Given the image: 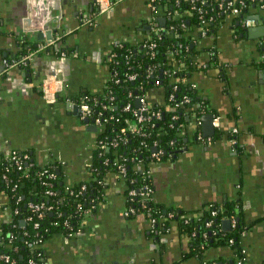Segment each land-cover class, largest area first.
Here are the masks:
<instances>
[{
    "label": "crops",
    "instance_id": "crops-1",
    "mask_svg": "<svg viewBox=\"0 0 264 264\" xmlns=\"http://www.w3.org/2000/svg\"><path fill=\"white\" fill-rule=\"evenodd\" d=\"M166 8L158 5L151 12L147 0H118L98 14L96 0H0V161L15 151L29 155L38 167L58 164L63 185L87 180L98 129L78 119L75 100L101 93L111 46L143 41L145 26L151 32L164 29ZM89 17L94 27L84 24ZM235 17L224 14L213 35L192 37L190 44L198 64L190 85L218 118L212 142H197L188 123L181 151L170 160L149 162L144 170L153 184V201L181 217L196 220L210 206L236 202L245 264H264V69L259 66L264 9L248 8L247 26ZM46 34L62 36L64 58L54 46L35 54L27 67L4 70L3 60L36 49L47 42ZM49 75L62 81L54 104L42 98L41 84ZM145 99L163 105L164 89L149 90ZM106 180L109 190L82 233L55 232L42 244L43 264H234L226 245L214 243L201 256L192 254L190 238L169 216L157 233L143 213L125 217L121 179L112 173ZM10 219L0 191V228ZM225 233L220 224L219 234Z\"/></svg>",
    "mask_w": 264,
    "mask_h": 264
},
{
    "label": "trees",
    "instance_id": "trees-1",
    "mask_svg": "<svg viewBox=\"0 0 264 264\" xmlns=\"http://www.w3.org/2000/svg\"><path fill=\"white\" fill-rule=\"evenodd\" d=\"M219 2L220 0H180L176 4V0H157L156 5L168 7L166 12L169 13V21L164 30L169 33H160L159 37L148 34L143 41L134 44L121 42L111 46L105 60L109 76L101 93L96 96L83 94L75 100L76 103H87L95 118L106 120L96 139V143L100 142V146L105 145V148L100 149L99 146L93 151L87 180L69 186L61 184L63 178L57 173L59 165L55 162L38 167L29 159L28 164L23 162L22 170H18L6 160L0 161V191L6 195L11 211L10 222L0 228V256H9L14 264H27L30 259L35 264H43L42 245L30 249L27 243H37L40 239L43 244L55 232L68 235L76 230L84 213L89 210L92 214L102 204L109 190L106 178L108 174H117L114 163L125 167V176L121 180L124 207L152 219L155 233L160 223L164 228L167 226L166 217L171 214L170 219L178 220L180 230L190 238L192 254L201 256L214 243L229 246L233 252L240 247L239 234L244 228L236 202L225 203L221 207L210 206L197 220L193 217H181L177 210L162 208L153 201L152 181L144 175L147 164L155 162L150 158L153 149L160 153L159 162L172 159L183 146L182 125L190 123L192 117L200 119L209 113L205 102L196 96L190 85L191 76L198 69L194 49H191L190 44L194 37L201 38L203 31L205 36L213 35L220 26L224 14L218 9ZM235 3L238 4L236 1ZM246 3L247 8L242 9L241 16L245 15L248 8L258 6L256 0ZM241 16L235 18L240 19ZM145 42L154 43L155 48H143ZM62 43L61 36L56 45L60 47L58 53L67 52L61 48ZM26 51L28 50L23 49L20 53ZM259 66L264 69V60L259 61ZM131 75H135L134 80L128 79ZM158 87L164 89L165 102L163 105L151 104L149 110H159L160 119L152 118L151 121L144 122L139 126L138 132L128 131V125H133L135 121L132 113L124 111V107L129 104L133 108L136 96ZM170 94L173 96L172 100H169ZM183 98H187L189 102L176 109L174 105ZM104 107L109 109L105 110ZM173 116L177 117L176 121L171 120ZM186 117H189L188 122ZM192 132L195 138L198 129ZM138 162L142 163V170L138 169ZM23 170H26V175ZM43 171L46 174L41 175ZM49 173H53L55 179H49ZM4 175L6 179L2 178ZM14 185L16 188L13 190ZM81 185H85L86 190L77 194ZM145 186L151 190L149 200H144L142 196ZM50 190L54 193L52 196L47 194ZM131 192L133 196L130 195ZM30 203L43 207L41 217L37 212L30 213ZM15 209L17 214L14 215ZM212 211L217 212L215 217L210 216ZM222 217L236 221L235 227L223 235L219 234ZM207 221L212 222L209 228L205 227ZM21 222H24L23 229L20 228ZM35 223L38 224L37 227L34 226ZM230 239L233 240L231 246L228 245ZM201 246L204 248L201 249ZM37 253H41V256L38 257ZM0 264L10 263L0 258Z\"/></svg>",
    "mask_w": 264,
    "mask_h": 264
},
{
    "label": "built area",
    "instance_id": "built-area-1",
    "mask_svg": "<svg viewBox=\"0 0 264 264\" xmlns=\"http://www.w3.org/2000/svg\"><path fill=\"white\" fill-rule=\"evenodd\" d=\"M118 0H116L115 2H112L111 0H96L97 3V12L98 14H104L106 12H108L110 10V8L112 7V5H114ZM120 1V0H119ZM180 0H176V4L179 2ZM255 0H238L236 2H238V4H236L234 1L231 0H220V2L218 3V9L222 11V14H232L234 16H241V11L244 8H247V3L246 2H254ZM258 2V8L260 9H264V0H256ZM157 0H147V5L150 8L151 12L153 10H155V8L158 6L156 5ZM193 2V1H191ZM167 15H169V13H167ZM241 21L243 22V24L245 26H247L249 23L248 21L245 19L244 16H241ZM94 20L92 18H86L84 19V24L87 26H91L94 27ZM157 29V28H155ZM152 31V30H151ZM150 34L156 37H159L160 33H169V31H165L164 29H160L157 31H153ZM202 36H205V31L202 32ZM61 39V36H54L51 42H47L44 44H40L37 46L36 49L33 50H28L25 53H23L22 55L18 56L17 58H14L12 60H3L2 62V66L4 68V70L7 72L13 68H24L27 67L29 65V63L31 62L33 56L39 52H42L44 50H46L49 47H54L56 46L59 41ZM116 45V44H114ZM143 48H148L149 50H152L155 48V44L154 43H144L142 45ZM261 49H262V55L260 56V61L264 60V42L261 44ZM59 55L64 58L67 54L65 52H59ZM112 56H110L111 58ZM129 80H134L135 79V75H131L128 77ZM156 85H158V82L156 81ZM62 90V81H60L59 79H56L54 76L49 75L47 76L41 84V91H42V98L43 100L47 103V104H54L57 101V98L59 96V93ZM146 94V93H145ZM145 94L143 95H138L135 97V100H139V107L135 108V107H131L129 104H127L124 107V111L126 112H131L132 116L134 117V121L135 123L133 125H128V131L130 132H138V128L141 124H143L144 122H149L151 121V119H160V111H150L149 107L151 106L150 103H148L145 99ZM173 96L170 94L169 95V100H172ZM189 100L187 98H183V100L179 103H176L174 106L176 109H178L180 107L181 104L184 103H188ZM77 108H78V119L80 121H84V120H88L89 122H91L92 125H94L98 131L100 129L103 128V122L101 121L98 117L95 118L91 112V108L90 106L85 103V102H80L76 104ZM104 109H109V107H104ZM172 121H176L177 117L173 116L171 117ZM192 121H190L191 127L193 128V130L198 129V133L195 137V140L197 142H199L201 145H205V144H210L212 142V138L211 137H203L202 133L200 132V126H201V121L200 119L196 118V117H192L191 119ZM212 126L214 128L218 127V118H213L212 121ZM184 127V125H182L181 129ZM237 130L233 129L232 130V134H236ZM232 145H235V139L231 140ZM113 145V144H111ZM100 146V142L96 143V147L99 148ZM105 145H101L100 149H104ZM159 152L157 151H152L150 158L152 160H154L155 162H159ZM30 157L27 154H19L15 151L11 152L10 155L5 159L6 162L13 164L16 166V168L18 170H22V164L23 162L27 165L28 161H29ZM106 162V161H105ZM140 164V162H138L136 165ZM114 166L116 167L117 170V176L122 180V178L125 176V167L123 165L114 163ZM24 175L27 174L26 170H23ZM46 174L45 171H43L41 173V175ZM145 176L149 177L148 174L145 172L144 174ZM49 179H55V176L53 173H49L47 174ZM3 179H6V175H4L2 177ZM123 186V185H122ZM16 188V185L13 186V190ZM86 190V186L85 185H81L79 192H77V194H81V192ZM48 195L52 196L54 193L53 191H48L47 192ZM77 194H75V196H77ZM150 194H151V190L145 186L142 196L144 198V200H149L150 198ZM131 196H133V192L130 193ZM18 202V200H17ZM29 211L30 213H39V217L42 216V213L40 212L42 210V206L39 204H29ZM93 207H91L92 209ZM215 211H212L210 213L211 217H215L216 216ZM13 214H17V210L15 209L13 211ZM136 211L134 209L131 208H125L123 211V215L125 217H129L132 215H135ZM91 212L88 210L84 213V218L82 219V221L79 224V227L70 232L67 236H78L82 233V230L84 228V225L88 219V217H90ZM170 218H172V215H168ZM222 219H227L230 222V229H233L236 225V221L233 218H227V217H222ZM197 220V219H196ZM57 223H55L56 225ZM212 222L211 221H207L205 222V227L209 228L211 226ZM66 228H68V224L65 223L64 224ZM35 227L38 226L37 223H35L34 225ZM245 234L244 231L240 232L239 236H243ZM233 244V240L230 239L228 241V245H232ZM38 245V247H40L42 245V241L39 239L37 240V243L35 242H29L27 243V247L28 248H33L34 246ZM204 247L201 246V249H203ZM37 256H41V253H37ZM233 256H234V264H245V256H246V250L243 247H239L237 250H235V252H233ZM1 259H3L5 262H8L10 264H14V261L10 260L9 256H0ZM27 264H35L33 259L28 260Z\"/></svg>",
    "mask_w": 264,
    "mask_h": 264
},
{
    "label": "water",
    "instance_id": "water-1",
    "mask_svg": "<svg viewBox=\"0 0 264 264\" xmlns=\"http://www.w3.org/2000/svg\"><path fill=\"white\" fill-rule=\"evenodd\" d=\"M141 30H142L141 32H145L147 34H150L151 27L150 26H145ZM52 39H53V37L51 35L46 34V41L47 42H51ZM47 42H45V43H47ZM134 107L135 108L139 107V100H135ZM200 121H201L200 131L202 133V136L203 137H213L215 135V128L212 126V121H213L212 114H210V113L204 114L200 118ZM83 123L84 124H88L89 122H88V120H84ZM92 127L94 128V131L97 130L96 127H94V126H92ZM152 151H155V150L153 149ZM57 173H59V172H57ZM220 224L223 225V230L225 232H229L230 231V222L227 219H222L220 221ZM20 225H21L20 227L23 229L24 222H21Z\"/></svg>",
    "mask_w": 264,
    "mask_h": 264
}]
</instances>
